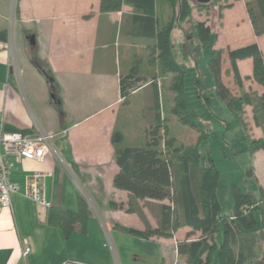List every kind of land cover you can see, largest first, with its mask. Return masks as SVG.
<instances>
[{
	"label": "crops",
	"instance_id": "obj_1",
	"mask_svg": "<svg viewBox=\"0 0 264 264\" xmlns=\"http://www.w3.org/2000/svg\"><path fill=\"white\" fill-rule=\"evenodd\" d=\"M17 6L10 36L12 0H0V121L5 131L26 135L67 132L54 140L62 160L49 153L43 162L25 160L14 167L11 179L21 189L13 194L11 208L0 210V264H189L187 249L180 252L179 245L198 240L200 230L182 223L171 237L148 238L128 231L162 227L165 216L174 209L173 200L138 199L141 213L130 212L127 204L131 192L114 186L119 171L114 153L121 147L147 144L149 130L158 119V96L174 145H195L199 137L172 112L173 73L164 72L159 51L154 49L156 39L135 34L137 16L145 11L123 4L121 10L106 12L101 10V0H17ZM177 12L172 0H155L160 29ZM223 13L222 25L214 27L208 21L214 38L210 57L213 49H223L222 79L233 93L243 90L261 95L264 87L253 77L252 58L237 61L242 82L239 85L229 51L256 43L264 54V33L255 32L246 2L232 1ZM186 18L191 19L193 27L196 19ZM185 20L177 19L171 41L177 61L189 66L193 52L186 47L188 39L176 35ZM34 53L53 70L62 110L51 101L47 79L32 61ZM137 56L141 60L139 76L147 80L125 102L120 78L131 71ZM214 87L215 79L210 90L213 98ZM245 120L252 138L264 136V127L256 123L251 104L245 105ZM251 121L260 127L258 134H252L255 129ZM115 132L122 134L121 142H113ZM254 155L258 160L254 167L258 168L264 151ZM32 170L45 173L44 185L52 206L76 211L78 196L86 198L89 211L84 227L75 223L67 234L49 222L50 208L25 196L27 176ZM179 174L182 179V169ZM257 181L264 186V182ZM221 234L223 240L222 229L220 238ZM217 236L218 229L215 238L219 246L222 240L219 242ZM27 245L31 250L24 255Z\"/></svg>",
	"mask_w": 264,
	"mask_h": 264
},
{
	"label": "trees",
	"instance_id": "obj_2",
	"mask_svg": "<svg viewBox=\"0 0 264 264\" xmlns=\"http://www.w3.org/2000/svg\"><path fill=\"white\" fill-rule=\"evenodd\" d=\"M195 2L196 8L211 3L202 4L197 0ZM123 4H132L145 11L143 15L137 16L135 34L156 39L154 49L159 51L158 57L163 64V70L173 73L172 89L175 91V97L172 112L183 124L191 126L199 133L195 145L175 146L174 138L168 135L167 119L162 116L157 95L158 119L149 131L147 144L143 147H121L115 151L114 160L119 166V171L114 177V186L128 190L132 194L127 211L141 213L138 199L170 198L175 204L172 213L165 216L162 227L149 226L145 230L128 228V231L146 238L152 235L171 237L184 223L202 232L198 240L179 245L180 252L187 249L189 264H211L214 256L218 264H263L258 254V245L264 244V186L259 184L258 196L236 183L229 187L220 186V170L206 143L211 137L217 138L218 132L207 127L197 110L190 104L185 82L188 66L177 61L173 51L171 37L177 19H186L191 14L193 5L189 0H180L179 13L160 29L155 15V0H101V10L106 12L121 10ZM246 4L255 32L264 33V0H250ZM173 6L176 13L174 1ZM193 27L200 37L201 42L197 50L202 56L201 49L210 43L212 28L208 22L199 20L194 21ZM222 54L223 49H213L208 62L215 79V95L242 122L243 128L240 132L246 131L248 127L244 116L247 104L254 107L256 123L264 127V91L261 95L243 90L240 94L233 93L222 79ZM229 56L239 85H242V82L237 61L250 57L253 60V77L264 87V54L256 43L232 49ZM32 61L47 79L52 103L62 110L59 85L50 64L36 53L33 54ZM146 80L145 77L139 76L136 64L128 74L121 76L120 90L124 101L128 102L131 93ZM243 138L248 142L250 154L264 150V136L256 139L246 134ZM122 139L120 132L113 134V142L118 143ZM180 169L183 170L182 179L179 176ZM248 174L253 175V169L250 168ZM228 192L234 199L231 215L223 213L225 195ZM119 206L124 208L123 203ZM50 210L49 222L62 227L67 234L71 232L75 223L85 226L89 211L87 200L82 195L78 196L76 211L54 206H51ZM258 215L261 216V224ZM181 218L184 221H181ZM219 226L223 232V240L218 246L215 234Z\"/></svg>",
	"mask_w": 264,
	"mask_h": 264
},
{
	"label": "rangeland",
	"instance_id": "obj_3",
	"mask_svg": "<svg viewBox=\"0 0 264 264\" xmlns=\"http://www.w3.org/2000/svg\"><path fill=\"white\" fill-rule=\"evenodd\" d=\"M172 1L176 3L178 9L177 13H179L180 0ZM189 1L190 4L193 5L192 13L189 15L190 17H193V19L199 21H209L214 25V27H217L219 24L222 25L221 19L224 15V7H226L232 1H235V4L237 1H239V3L241 4V1L247 2L248 0H212L209 5L202 8H196L195 0ZM17 7V0H12V12L11 16L9 17L10 36H13L12 27H14V16L15 13H17ZM190 24L191 19L186 18L184 23L180 24V27L176 32V35L178 34V37L182 36L183 38L185 37L186 39H188L189 44H186V47H190L193 52V54H191L188 58V62H190V64L188 63L189 66L185 77L186 91L189 97L190 104L197 110L200 118L205 122L207 127L211 128L213 131L215 130L218 132L217 138L211 137L206 140V143L209 145V148L211 149V155L220 170L219 181L222 185H226L228 187L236 183L240 185L244 190L251 191L258 196L259 184L257 180H259L260 183L261 181L262 183L264 182V160L260 157L259 167H254V164H258L257 157L254 155L255 153L250 154L248 142L243 138V136L246 134H249V136L252 137V135L249 133V125L246 131L240 132L243 128L242 122L238 118H236L228 108L224 106V103L216 95L213 98V96L210 94L211 86L214 85V76L209 68L208 62L214 38L211 37V42L202 47V56H200L197 50V42H200V37L198 31L194 29ZM140 63V57H135L131 68H133V66H135L136 64L139 70ZM217 102L220 103L221 106ZM165 113L168 115V111H165ZM251 123L253 124L251 128L255 129V132L252 134H258L260 131V127H258L254 121H251ZM161 133L163 135V132ZM253 167L255 168V171H257L256 174L259 177L257 176L255 178L254 172L253 175L248 174V170L250 168L253 169ZM231 210H233V195L229 192L225 195L223 213H229L231 212ZM258 221L259 224H261L260 215H258ZM220 230L221 227L219 226L217 236L219 242H221L220 240H222V234L221 238L219 235ZM263 249L264 244L260 246L258 245V254L261 256L262 262L264 264ZM212 264L217 263L215 261Z\"/></svg>",
	"mask_w": 264,
	"mask_h": 264
},
{
	"label": "built area",
	"instance_id": "obj_4",
	"mask_svg": "<svg viewBox=\"0 0 264 264\" xmlns=\"http://www.w3.org/2000/svg\"><path fill=\"white\" fill-rule=\"evenodd\" d=\"M66 132V130L41 131L34 135L8 132L4 130L3 122L0 121V210L11 208L13 194L21 189L19 183L11 179L14 167L25 160L43 162L49 153L62 160L54 140L60 135H65ZM44 176L45 173L41 170L30 171L24 194L37 204L50 208L52 202L47 197ZM30 250V246H25L23 254H28Z\"/></svg>",
	"mask_w": 264,
	"mask_h": 264
},
{
	"label": "water",
	"instance_id": "obj_5",
	"mask_svg": "<svg viewBox=\"0 0 264 264\" xmlns=\"http://www.w3.org/2000/svg\"><path fill=\"white\" fill-rule=\"evenodd\" d=\"M199 3L206 4L211 2L212 0H197Z\"/></svg>",
	"mask_w": 264,
	"mask_h": 264
}]
</instances>
